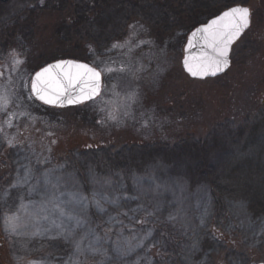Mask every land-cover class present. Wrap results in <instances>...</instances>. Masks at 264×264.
<instances>
[{"label": "rangeland", "instance_id": "374dc122", "mask_svg": "<svg viewBox=\"0 0 264 264\" xmlns=\"http://www.w3.org/2000/svg\"><path fill=\"white\" fill-rule=\"evenodd\" d=\"M244 2L231 6L248 5L252 11V26L233 47L232 66L224 76L196 81L185 73L182 59L189 35L184 30L186 28L177 29L164 43L156 41L150 31L144 38L132 33L118 42L119 49L97 57V62L103 60L102 66L110 69L113 77L105 95L108 104L100 107H107L108 112L116 117L115 123L106 120L107 127H101L95 121L98 117H106L107 113H100L98 108L93 110L88 105L57 109L46 107L37 100L24 99L19 106L10 104L7 113L0 107V128L7 138L17 136L18 140H23L27 137L35 141L34 148L38 153L43 151L44 155H49L44 146H50L53 166L63 161L75 164L79 178L84 181L85 192L90 189L87 183L89 164L96 168L97 173H107L110 169L139 172L154 161L161 160L171 166L173 174H179L177 165L183 160L168 157L175 150L186 152L185 149L196 142L201 149L209 151L206 143L215 133L233 139L237 137L245 142L241 139L242 134L250 132V123L257 119L264 106V0ZM31 3L32 0H0V6L6 10L0 19L7 22L3 24L0 20V33L5 25L18 26V22H15L17 17H20L18 19L23 29L22 34L10 43L16 48L7 56L0 54V62L9 63L0 66V85L9 84L10 92L22 91V81L30 80L34 72L50 62L69 59L70 56L84 61L73 56V46L64 45L55 37L57 29L66 20L63 17L65 14L42 11L34 15L32 12L35 23L24 29L29 18L27 11L33 7L29 8ZM31 9L34 11L36 7ZM143 25L147 28V25ZM14 55L18 57L16 62ZM64 56L68 57L62 58ZM89 63L95 66L92 59ZM133 76H139L140 80L133 79ZM136 88L142 94V107L126 101L125 94L131 97ZM126 102L129 103L127 109L124 107ZM151 109H155V112ZM13 115V127L9 128L5 122ZM145 121L148 128L141 127ZM49 132L52 135H47ZM52 140L56 143L52 144ZM93 146L98 153L87 156L85 153ZM14 159L13 149L6 145L0 147V189L14 179L18 167L13 163ZM218 172L212 179L216 178L222 183L224 192L219 184L214 187L208 181L195 180L193 174V177L187 178L191 194L189 211L194 224L199 223L196 217L202 211L196 208L197 187L204 184L211 187V216L206 221L207 234L201 231L199 251L192 252L190 260L184 261L182 257L188 253L183 252L180 246L191 244V241L174 234L171 228L158 226L157 232L168 233L165 237L167 247L157 245L147 251L154 264H161L162 260L170 261V264H235L238 258H242V264L264 263V233H261L264 213H254L249 200L240 199L242 188L234 185L237 180L235 176H227L222 170ZM20 174H23V169H20ZM128 190H132L130 183ZM230 202H243L244 208L233 207ZM130 203L135 207L137 202ZM90 211L94 213V220L99 219L94 209ZM247 218H250L259 235H253ZM241 219L245 220L244 228L240 227ZM230 224L231 229L228 227ZM136 227L140 228L141 225L137 224ZM14 239L0 230V264H28L29 261L60 264L58 258L69 254L63 243L50 240L47 236L43 239L22 237L15 243Z\"/></svg>", "mask_w": 264, "mask_h": 264}, {"label": "snow or ice", "instance_id": "6c2138e0", "mask_svg": "<svg viewBox=\"0 0 264 264\" xmlns=\"http://www.w3.org/2000/svg\"><path fill=\"white\" fill-rule=\"evenodd\" d=\"M38 2L40 6L45 4V0ZM251 23L252 13L248 7L236 4L223 10L207 25L192 32L185 49L184 70L191 77L204 80L228 69L233 45L241 41ZM148 31L139 21L127 23V32L122 29V35L113 37L114 42L110 45L88 46L86 59H92L95 66L75 60H60L34 72L30 80L22 81V91L18 93L10 92L9 84L0 85V107L7 113L10 104L19 106L24 99L37 100L53 108L88 105L93 110L98 108L100 113H107L106 117H98L95 121L101 127H107L106 120L115 123L116 117L108 112L107 107H100L108 104L105 95L113 77L111 70L102 66L103 60L97 62V57L119 49L118 41L124 36L135 33L138 38H144ZM13 59L16 62L18 57L14 55ZM132 78L140 80L139 76ZM125 96L130 104L143 106L139 88L131 97ZM128 102L125 109L129 107ZM151 111L155 112V109ZM13 118L14 115L9 116L5 122L7 127H13ZM141 127L148 128V122H143ZM34 144L35 141L27 137L23 140H18L17 136L7 138L0 128V147L6 145L13 149L16 157L13 163L18 165L14 179L0 189V230L15 238L14 243L22 237L43 239L47 236L50 240H57L66 246L69 253L58 258L60 264H154L147 251L157 245L167 247L165 237L168 233L157 232L160 226L171 228L174 234L191 241V244L180 246L183 252L188 253L182 257L184 261L190 260L192 252L199 251L201 231L207 234L206 221L211 216L209 184L197 187L196 208L202 211L196 217L199 223L194 224L189 211L191 194L187 177L173 174L168 163L156 160L139 172L110 169L107 173H97L96 168L89 164L87 183L90 189L85 192L84 181L79 178L75 164L63 161L53 166L51 147L44 146L49 153L44 155L43 151L38 153L35 150ZM20 169H23L22 175ZM132 201L137 202L135 207L131 206ZM230 203L233 207L244 208L243 202ZM90 209L95 210L99 219H93L94 213ZM247 219L253 235H259L250 218ZM137 224L141 227L137 228ZM244 226L245 220L241 219L240 227ZM228 227L231 229V224ZM261 233H264V223ZM28 264L54 262L29 261ZM161 264H170V261L162 260ZM235 264H242V258H238Z\"/></svg>", "mask_w": 264, "mask_h": 264}, {"label": "trees", "instance_id": "16d2710c", "mask_svg": "<svg viewBox=\"0 0 264 264\" xmlns=\"http://www.w3.org/2000/svg\"><path fill=\"white\" fill-rule=\"evenodd\" d=\"M217 1L45 0L44 6H40L38 0H32L29 8L33 6L31 8L36 7V9L32 11L30 8V11H27L26 15L29 18L24 29H28V25L35 23L34 15L37 12L65 14L63 17L66 20L57 29L55 37L62 44L74 47V57L89 63L91 59H86L88 46L97 48L101 44L110 45L114 42L113 37L122 35V29L127 32V23L139 21V23L147 25L154 39L164 43L165 40L172 37L173 32H176L177 29L186 28L184 30L190 33L197 26L234 3H245L244 0H219L223 1L222 3ZM5 12L4 7L0 6V16ZM29 12L30 14H28ZM18 18L15 19L18 26H4L5 29L0 34L2 42L5 41L4 45H9L22 34V24ZM1 19L3 24L7 23L3 18ZM186 20L187 22H185ZM19 24H21L20 27ZM66 57L68 56L62 58ZM68 58H72V56ZM256 118L249 125L250 132L246 131L242 134L241 139L245 142L240 141L237 137L233 139L231 136L215 133L210 135L207 145L205 144L210 147L209 151L207 149L204 151V148L201 149L198 143L193 142L192 146L185 149L186 152L175 150V153H170L168 157L172 160H183L179 161L177 165L179 174L187 178L194 175L195 180L208 181L214 187L219 184L218 186L222 187L223 192L225 189L222 183L212 177H216L220 170L223 173L226 172L227 176H235L237 180L236 182L233 180L234 185L242 188L240 199H248L252 211L262 214L264 213V200H262L264 198V106ZM96 150L95 146L89 147L85 154L87 156L96 155L98 153ZM223 169L225 170L223 171ZM234 190L236 189L234 188Z\"/></svg>", "mask_w": 264, "mask_h": 264}, {"label": "water", "instance_id": "95a60500", "mask_svg": "<svg viewBox=\"0 0 264 264\" xmlns=\"http://www.w3.org/2000/svg\"><path fill=\"white\" fill-rule=\"evenodd\" d=\"M240 6H245V7H248L249 9H250V7L248 6V5H242V4H239ZM235 6V5H234ZM251 10V9H250ZM251 13H252V11H251ZM219 15V14H218ZM218 15H216V16H218ZM216 16H214V17H212L211 19H209L206 23H204V24H201V25H199L198 27H196L194 30H192L190 33H189V35H188V37H187V41H186V44H185V47H184V57L187 55V52L185 51V49H186V47H187V44H188V40H189V38L191 37V34H192V32H194L196 29H198V28H200V27H203V26H205V25H207L213 18H215ZM251 26H252V23H251ZM251 28V27H250ZM249 30H247L246 31V33L248 32ZM245 33V34H246ZM244 34V35H245ZM243 38V37H242ZM241 38V39H242ZM239 42V41H238ZM237 42V43H238ZM235 45H233V47H234ZM194 51H195V49H194ZM232 56V55H231ZM184 57H183V59H184ZM183 59H182V66H183ZM230 59H231V66H232V58L230 57ZM62 60H73V59H62ZM58 61H60V60H58ZM76 61V60H75ZM57 62V61H56ZM56 62H53V63H56ZM77 62H81V63H86V62H82V61H77ZM53 63H51V64H53ZM91 65V64H90ZM231 66L228 68V69H226L225 71H223V72H221V73H219L218 75H216V76H209V77H207L206 79H204V80H200V79H195V78H193V77H191L185 70V73L192 79V80H196V81H206V80H209V79H217V78H219V77H222V76H224L229 70H230V68H231ZM183 69H184V67H183ZM68 107H74V106H66V107H64V108H68ZM264 264V263H263Z\"/></svg>", "mask_w": 264, "mask_h": 264}, {"label": "flooded vegetation", "instance_id": "af4514ba", "mask_svg": "<svg viewBox=\"0 0 264 264\" xmlns=\"http://www.w3.org/2000/svg\"><path fill=\"white\" fill-rule=\"evenodd\" d=\"M20 18V17H19ZM3 33V32H2ZM1 34V33H0ZM26 37V36H24ZM3 43H5V41L2 42V39L0 38V53H2L3 55L7 56L6 54L8 52H11V50H14L13 48H16L15 46H12L11 44L9 45H4ZM23 50V49H22ZM18 53V52H17ZM19 56H20V52H19ZM5 64H9V63H5V62H0V66L5 65Z\"/></svg>", "mask_w": 264, "mask_h": 264}]
</instances>
